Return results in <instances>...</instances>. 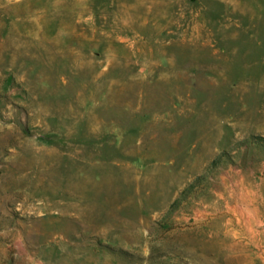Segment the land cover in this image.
I'll use <instances>...</instances> for the list:
<instances>
[{"label": "rangeland", "instance_id": "1", "mask_svg": "<svg viewBox=\"0 0 264 264\" xmlns=\"http://www.w3.org/2000/svg\"><path fill=\"white\" fill-rule=\"evenodd\" d=\"M262 192L264 0H0V264H264Z\"/></svg>", "mask_w": 264, "mask_h": 264}, {"label": "bare ground", "instance_id": "2", "mask_svg": "<svg viewBox=\"0 0 264 264\" xmlns=\"http://www.w3.org/2000/svg\"><path fill=\"white\" fill-rule=\"evenodd\" d=\"M262 204H261V208L259 210V216H258V219H259V225H262L264 224V222L262 221V217L264 216V195H263V192H262ZM247 222V221H246ZM228 223L231 225V226H235L236 228L233 230V232H229L232 237H233V240L230 242L231 244V250H232V262H255L252 254L250 253V247L253 246L255 247L256 249H258L259 246H262V245H258V242H255V241H248V242H245V240H249L248 237H247V232H245V228L246 230H248V233H249V230L251 231L249 225L248 227H244L242 226V224L240 223H234L233 220H229ZM243 223V222H242ZM245 223V222H244ZM253 229V228H252ZM253 231V230H252ZM255 231V229H254ZM261 236V235H260ZM261 241V240H259ZM262 251V250H261ZM256 253V251H255ZM263 253V252H262ZM261 256V255H260ZM263 257V256H262ZM261 257V258H262ZM259 259V258H258ZM257 260V259H256ZM252 264V263H251Z\"/></svg>", "mask_w": 264, "mask_h": 264}]
</instances>
